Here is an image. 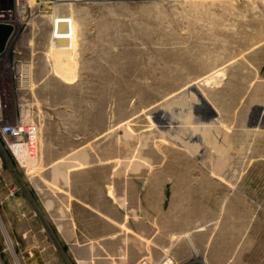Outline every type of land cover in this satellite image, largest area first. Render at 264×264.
Masks as SVG:
<instances>
[{
	"label": "rangeland",
	"instance_id": "obj_1",
	"mask_svg": "<svg viewBox=\"0 0 264 264\" xmlns=\"http://www.w3.org/2000/svg\"><path fill=\"white\" fill-rule=\"evenodd\" d=\"M1 9L14 33L0 56V264L39 261L41 233L57 224L49 194L80 171L100 177L90 190L110 175V191L124 177L149 201L158 191L163 244L139 264H264V130L248 128L264 109V62L251 58L264 50V0H5ZM214 114L215 124H195ZM18 123L39 129L28 151L2 136ZM213 129L244 137L231 159Z\"/></svg>",
	"mask_w": 264,
	"mask_h": 264
},
{
	"label": "crops",
	"instance_id": "obj_2",
	"mask_svg": "<svg viewBox=\"0 0 264 264\" xmlns=\"http://www.w3.org/2000/svg\"><path fill=\"white\" fill-rule=\"evenodd\" d=\"M106 164L109 163L104 161L97 165ZM89 172L73 173L66 183L62 181L59 186L63 193L51 190L48 201L49 208L54 207L56 212L55 231L44 228L39 261L30 253L25 264H64L59 241L62 253L63 246L69 247L74 264H139L163 244L159 235L158 191L151 192L149 201L147 193L130 189L132 181L125 177L116 179L115 190L110 191V175L108 186L90 190L91 183L100 177ZM76 207L79 211H75Z\"/></svg>",
	"mask_w": 264,
	"mask_h": 264
},
{
	"label": "water",
	"instance_id": "obj_3",
	"mask_svg": "<svg viewBox=\"0 0 264 264\" xmlns=\"http://www.w3.org/2000/svg\"><path fill=\"white\" fill-rule=\"evenodd\" d=\"M14 30H13V27L12 26H9V25H0V55H2L7 47V44H8V41L10 39V37L12 36ZM253 59V61L255 62H264V50L263 51H259L256 55H253L251 57ZM261 75L262 77L264 78V69L261 70ZM200 101H202L201 98H199ZM256 101H254L253 99V95L251 96L250 98V101L248 102V104L246 105L247 109L246 111L250 110V108L252 106H255ZM179 103V102H177ZM264 112V109L262 107H255V110L253 109V113H258L259 116H261ZM258 116V120H257V123L254 124V125H250L248 126V128L250 129H256V128H260L261 130H264V118L262 120H259L260 117ZM215 120H216V115L214 114L212 116V118H210L209 120H203V121H199V122H196L195 124L196 125H212V124H215ZM209 130V129H208ZM190 134L189 135V139H191L193 136H195V132L193 131H188ZM203 132L204 131H201V134L203 135ZM204 136H207L204 134ZM212 136L214 138V141L215 143L217 144V146L219 147L220 145L224 146L225 148H227L228 152H227V156H229V159H231V156H230V151L234 148V146L236 144H241L242 143V140H243V136L241 135H238L237 138H233V139H230L229 137H225L221 134V132L217 129H213V132H212ZM208 137V136H207ZM188 139V140H189ZM202 139H204L202 137ZM207 140V138H206ZM206 142V141H205ZM218 155L215 157L216 161H218Z\"/></svg>",
	"mask_w": 264,
	"mask_h": 264
},
{
	"label": "built area",
	"instance_id": "obj_4",
	"mask_svg": "<svg viewBox=\"0 0 264 264\" xmlns=\"http://www.w3.org/2000/svg\"><path fill=\"white\" fill-rule=\"evenodd\" d=\"M5 4V0H0V25H1V20H4L6 19V15L4 11H2L1 7ZM14 33V32H13ZM13 36V34H12ZM12 36L10 37V39L12 38ZM9 39V41H10ZM8 41V43H9ZM1 56V55H0ZM31 69V66L30 65H22L21 66V71H22V76H24V79L26 80L27 76H28V73ZM38 133H39V129L37 126L35 125H31V124H28V125H24L23 127H19L17 125H7L4 129V131H2V136L4 139H11L10 137H17L18 136H21V141L17 140L16 139V143L14 145L16 146H23L27 149H31L32 147L34 148L36 145H32L33 142H36L37 140V136H38ZM29 134V140H26V135ZM33 138V139H32ZM6 143V142H5ZM8 143H6L7 145ZM141 264H150L149 262H143ZM162 264H172L170 260L166 259Z\"/></svg>",
	"mask_w": 264,
	"mask_h": 264
},
{
	"label": "bare ground",
	"instance_id": "obj_5",
	"mask_svg": "<svg viewBox=\"0 0 264 264\" xmlns=\"http://www.w3.org/2000/svg\"><path fill=\"white\" fill-rule=\"evenodd\" d=\"M1 110H2V109H1V105H0V112H2ZM1 114H2V113H1ZM0 122H1V121H0ZM16 125L19 126V127H20V126H21V127L24 126L23 123H18V124H16ZM10 138H11L10 140L13 141V145L10 147V149H11V150H13L12 148H15V149H16V148L21 149V146H16V145H14V144L16 143V139L19 140V141H21V136H18V138H17V137H13V138L10 137ZM25 138H26V140H29V139H28V138H29V134L26 135ZM32 139H33V138H32ZM34 144H36V142H33V143H32V145H34ZM16 156L19 158V157L21 156V152H20V151H18V152L16 151ZM16 262H17V261H16Z\"/></svg>",
	"mask_w": 264,
	"mask_h": 264
}]
</instances>
